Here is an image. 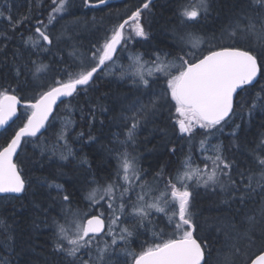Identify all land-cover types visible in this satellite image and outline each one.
Instances as JSON below:
<instances>
[{
  "label": "trees",
  "instance_id": "obj_1",
  "mask_svg": "<svg viewBox=\"0 0 264 264\" xmlns=\"http://www.w3.org/2000/svg\"><path fill=\"white\" fill-rule=\"evenodd\" d=\"M109 1L96 8L86 6L84 0H67L66 10L57 14L49 24V13L54 7L52 0H0V90L11 92L16 88V94L25 102L46 90L53 79L67 78V72L78 70L81 61L90 65L94 45L102 44L115 24L123 22L132 11L142 8L147 2ZM193 1L151 0L149 8L142 10L141 17L148 39L137 37L127 47L120 48L114 58V61L120 60L119 66L112 69V62H108L109 66L96 73L90 86H83L86 90H80L59 105L42 135L27 138L30 142L23 144L17 158V166L26 183L25 193L18 198H0V264H68L63 255L54 250L56 222L67 227L74 214L86 212L84 209L87 208H93L88 218L103 213L109 228L111 211L106 201L93 206L88 195L97 186L105 187L115 180L117 151L123 150L118 141L125 139L129 127L124 118L131 115L129 106L138 100L147 103L153 93L159 94L166 87L163 72L146 76L151 82L150 90L135 86L131 78L121 79V65L127 69L131 63L122 53L127 50L132 57L141 56L146 64L157 62V54L162 60L172 62L179 55L192 51L195 42L204 40L203 47L195 51L206 54L208 41L218 40L241 10H249L250 15L256 11L251 0H209L212 7L217 5L216 8H211L206 15L201 12L196 21H189L181 12ZM98 2L89 0V5ZM9 15L12 24L7 19ZM16 21L22 23L15 25ZM207 26L210 28L208 36L201 31ZM37 27L47 32L52 41L50 45L35 31ZM177 29L184 30V33L187 30L193 40L176 41L174 32ZM29 37L31 42L25 43ZM184 43L187 44L185 48ZM222 43L230 41L214 45ZM187 58L193 59L192 56ZM41 66L46 67L42 69ZM16 69L22 73L19 86ZM130 71H138V67ZM261 84H264V79L237 96V104L244 101V106L235 108V115L225 124L223 131H215L210 136L201 129L194 132L191 140L181 135L178 127H174V109L169 112L166 107L141 121L135 146L129 145L128 152L138 158L137 166L143 169V182L152 186L153 196L164 187V180L174 178L178 170H183V162L189 156L194 168L205 169L207 164L206 171L210 172L211 161L205 155H214L215 145L220 146L222 155L233 163L232 175L238 182L239 172L259 175L257 157L264 155V145L261 144L264 139V108L258 103L249 116L248 107ZM24 113L23 107L20 118L0 134V146L6 145L22 125ZM62 119L71 125L65 142L59 140ZM237 124L240 128L234 138L231 133ZM201 140H205L203 145ZM173 148L174 152L171 151ZM161 169L164 171L162 180L157 177ZM192 188L191 211L198 226L196 234L209 239L211 253L208 264H218L225 249L223 235H218L216 228L229 221L243 226L245 217L261 206L264 192L257 190L241 205L238 201L224 203L227 193L221 192L219 187L215 191L197 187L193 179ZM64 194L69 196V201L62 199ZM151 220L148 230L140 228L122 247L138 253L142 245L151 243L154 233L170 234L167 217L152 213ZM127 224L130 229L134 227L133 222L127 221ZM107 232L98 240L106 238ZM120 251V248L115 249L113 264H125L126 259L131 264V257L119 254Z\"/></svg>",
  "mask_w": 264,
  "mask_h": 264
},
{
  "label": "snow or ice",
  "instance_id": "obj_2",
  "mask_svg": "<svg viewBox=\"0 0 264 264\" xmlns=\"http://www.w3.org/2000/svg\"><path fill=\"white\" fill-rule=\"evenodd\" d=\"M106 2L107 0H99L100 4ZM84 3L86 6H95L89 5V0H84ZM150 3L151 0H147L142 8L132 11L127 19L110 29V35L105 37L102 44L94 45L95 51L91 54L90 65L81 61L78 70L66 73L67 78L62 76L53 79L46 90L24 102L22 125L6 145L0 146V193L18 194L26 190L25 180L14 157L17 156L22 141L30 142L25 138L37 137L45 127L57 101L61 97H73L80 90H86L83 86H90L99 70L108 67V62L115 63L113 58L118 48L127 47L137 37L148 39L141 17L142 10L148 9ZM52 4L54 7L49 13V24L55 20L57 14L66 10L67 0H52ZM251 5L256 8L254 14L250 15L249 10H241L226 29L225 35L230 43L210 44L206 54L188 51L172 62L161 60L157 54V63L163 66L166 87L159 94L153 93L147 103L138 100L129 106L131 115L124 117L129 127L125 139L118 141L123 150L117 151L115 180L107 183L105 187L97 186L88 195L93 204L106 201L111 211L110 225L125 226L119 229V234L109 226L107 234L112 236L111 243L105 242L103 247H99L98 237L105 229L103 213L86 220L75 217L71 228L56 222L57 241L54 250L62 254L68 264H113V254L117 248L126 257H131V264H208V255L211 253L209 239L196 234L198 226L194 223V214L191 211L193 179L197 187L212 191L219 187L221 192L227 193L224 203L238 201L243 205L257 190L264 192V155L257 157L259 175L239 172L238 182L232 175L233 163L222 155L220 146H216L215 154L207 158L211 161L210 172L206 171L207 164L205 169L199 166L194 168L189 156L183 162V170H178L174 178L164 180V188L159 190V195L153 196L152 186L143 182V169L137 166L138 158L128 152L129 145L135 146L141 121L147 120L161 107H166L169 112L174 109V127H178L179 133L191 140L197 129L204 130L209 136L215 131H223L225 124L235 115V108L244 106V101L237 104L236 97L241 92H247L249 87L254 88L260 83V79H264V11H261L264 10V0H251ZM208 11V0H199L197 5L185 7L181 15L186 20L196 21L201 12L206 15ZM7 19L10 24L13 23L10 15ZM20 23L22 21H16L15 25ZM38 23L43 24L42 21ZM35 31L43 41L49 45L52 43L45 30L37 27ZM30 42L31 37L25 41ZM188 56L193 59H188ZM129 60L131 63L127 69L121 65V79L131 78L135 86L150 90L151 82L142 72L130 71L141 63L142 57L130 56ZM45 67L41 66L42 69ZM173 68L174 72L171 71ZM21 75V71L16 69L18 86ZM21 103L16 88L11 92L8 89L0 90V128L8 125L14 117L20 118L17 106ZM258 103L264 108V84L260 85L255 98L250 102L249 116ZM239 128V124L235 125L231 133L234 138ZM60 138H63V133ZM200 143L203 145L205 140ZM261 144L264 145V139ZM171 151L174 152L175 149ZM157 177L163 179V169L157 173ZM100 193L102 195H98ZM62 199L69 201V196L64 194ZM153 211L167 217L170 234L154 233L151 243L142 245L138 253L122 247L127 245L140 228L148 230ZM129 216L134 223L132 229L126 226L125 218ZM216 232L223 235L225 249L218 264H264V200L257 211L245 217L243 226L229 221L217 227ZM125 264H129L127 259Z\"/></svg>",
  "mask_w": 264,
  "mask_h": 264
},
{
  "label": "rangeland",
  "instance_id": "obj_3",
  "mask_svg": "<svg viewBox=\"0 0 264 264\" xmlns=\"http://www.w3.org/2000/svg\"><path fill=\"white\" fill-rule=\"evenodd\" d=\"M208 2H209V0H208ZM199 3V0H194L193 1V4L194 5H197ZM193 4H191V6H193ZM216 6L217 5H215V6H213L212 7V3H211V5L209 4V10L211 9V8H216ZM208 13H209V11H208ZM207 13V14H208ZM236 19V18H235ZM143 27H144V25H143ZM202 34H206L207 36L209 35V33H210V28H209V26H207L206 27V29L205 28H203L202 30ZM225 31H226V29L224 30V32L221 34V37H218L217 39L218 40H209L208 41V45H210V44H214V43H220L221 41H225V42H228V39H227V37H226V35H224L225 34ZM126 32H127V26H126ZM184 34V35H183ZM174 36H175V39H176V41H178V42H180V43H183L184 41H186L187 39L189 40V39H191V40H193V36H191V35H188V32H187V30H186V32L184 33V30H181V29H177L175 32H174ZM222 37H223V39H222ZM183 38V39H182ZM207 39H213V38H207ZM129 44H131V43H129ZM203 44H204V40H200V41H197V42H195L194 44H193V46H192V48H193V52H197L198 51V49H201L202 47H203ZM187 46V44H183V47L185 48ZM195 50H197V51H195ZM126 52H124V53H122V54H124V56L125 55H127V57L129 58L131 55L128 53V51L127 50H125ZM123 56V57H124ZM132 57V56H131ZM162 60V59H161ZM119 62H120V60H115V63H112V69H114V66H119ZM136 67H138V71H140V72H142L144 75H145V77L146 76H153L154 74H158V73H162L163 72V66L162 65H160L159 63H157V62H155L154 64H146V63H144V62H142L141 61V63L139 64V65H137ZM171 71H175V69L173 68V69H171ZM60 123H61V134L63 133V138H60L59 140L60 141H63V142H65V140H66V138H67V134L71 131V125L69 124V122H68V120H66V119H62V120H60ZM60 137H61V135H60ZM216 146V145H215ZM215 146H214V149L213 150H215ZM212 152V151H211ZM214 153H215V151H213ZM210 155L211 154H209V153H207V155H205V158H208V157H210ZM204 156V155H203ZM194 167V166H193ZM164 187H162L161 189H159V190H162ZM98 195H102V193H100V194H98ZM157 195H159V191H158V194ZM157 195H154V196H157ZM151 198V197H150ZM133 200L135 199V197H133L132 198ZM89 200V199H88ZM5 201H7V200H5ZM101 201H103V200H101ZM89 202L91 203V201L89 200ZM99 203H97V204H93V203H91V205H93V206H96V205H98ZM89 208H87V209H84V211H86V212H78V213H76V214H74L72 217H71V221L68 223V226H67V228H71L72 227V225H71V222H72V220L75 218V217H80V218H83V219H85L86 217H87V215L89 214V212H90V210H92L93 208H90L89 210H88ZM129 211H130V209H129ZM152 213H156V212H152ZM160 215H163L162 213H159ZM89 217V216H88ZM87 217V218H88ZM127 221H130V222H133L132 221V219H131V217L129 216V217H126L125 218ZM86 220V219H85ZM109 225H110V221H109ZM111 227H112V229H113V231L114 232H116L117 234H119V229L120 228H122V227H124L125 226V224H119V225H110ZM127 227H129L130 228V225H126ZM71 234V233H70ZM166 235V234H165ZM111 240H112V236L111 235H108L107 234V236H106V238H104V239H102V241H99V245L98 246H100L101 244H103L102 245V247L104 246V243L105 242H108L109 244L111 243ZM94 243H96L95 241H94ZM129 251H130V249L129 248H127ZM83 253V252H82ZM119 254H124L122 251H120V253Z\"/></svg>",
  "mask_w": 264,
  "mask_h": 264
},
{
  "label": "water",
  "instance_id": "obj_4",
  "mask_svg": "<svg viewBox=\"0 0 264 264\" xmlns=\"http://www.w3.org/2000/svg\"><path fill=\"white\" fill-rule=\"evenodd\" d=\"M108 2H111V1H107L106 3H108ZM119 50H120V48H118V50H117V52L114 54V58L117 56V54H118V52H119ZM113 58V59H114ZM103 69V68H102ZM101 69V70H102ZM100 71V70H99ZM96 75V74H95ZM94 75V76H95ZM94 78V77H93ZM258 79H260L259 77H258ZM239 91V90H238ZM75 96V95H74ZM73 96V97H74ZM72 97H61V99L60 100H58L57 101V104L54 106V109H53V113H52V115L49 117V119H48V121L46 122V124H45V127L44 128H42L41 129V131H40V133H38L37 134V137L38 136H40V135H42L46 130H47V128H48V126H49V124H50V122L52 121V119H53V117H54V115H55V113H56V111H57V109H58V107H59V105L61 104V103H63L64 101H67V100H69V99H71ZM236 99H237V97H236ZM62 101V102H61ZM24 102L22 101V103H21V105H18L17 107H18V116L20 115V110H21V108H23L24 106ZM18 118H16V117H14L13 118V121L15 122L16 120H17ZM13 121H9V124L8 125H5L3 128H0V134L3 132V131H5L8 127H10L14 122ZM32 138H34V137H32ZM25 139H27V138H25ZM23 144H24V142L22 141L21 142V147L17 150V156L16 157H14V160H15V162L17 163V158H18V155H19V153H20V151H21V148H22V146H23ZM18 167V166H17ZM19 169V168H18ZM23 178V177H22ZM25 188H26V183H25ZM25 193V191L23 192V193H0V198H3V197H16V198H18V197H21V196H23V194ZM97 216H99V215H97ZM91 218V217H90ZM103 219H104V221H105V229H104V231L100 234V236H102V235H104L106 232H107V223H106V220H105V218L104 217H102Z\"/></svg>",
  "mask_w": 264,
  "mask_h": 264
},
{
  "label": "flooded vegetation",
  "instance_id": "obj_5",
  "mask_svg": "<svg viewBox=\"0 0 264 264\" xmlns=\"http://www.w3.org/2000/svg\"><path fill=\"white\" fill-rule=\"evenodd\" d=\"M99 5H100V3L98 2V3H96L95 7L97 8V7H99Z\"/></svg>",
  "mask_w": 264,
  "mask_h": 264
}]
</instances>
